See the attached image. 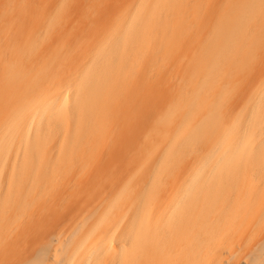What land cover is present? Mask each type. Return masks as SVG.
<instances>
[{
  "label": "bare ground",
  "instance_id": "1",
  "mask_svg": "<svg viewBox=\"0 0 264 264\" xmlns=\"http://www.w3.org/2000/svg\"><path fill=\"white\" fill-rule=\"evenodd\" d=\"M0 264H264V0H0Z\"/></svg>",
  "mask_w": 264,
  "mask_h": 264
}]
</instances>
